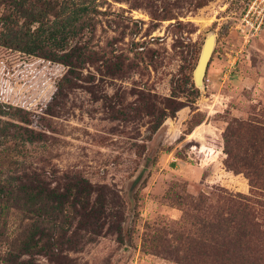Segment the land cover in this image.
I'll list each match as a JSON object with an SVG mask.
<instances>
[{"label": "rangeland", "instance_id": "1", "mask_svg": "<svg viewBox=\"0 0 264 264\" xmlns=\"http://www.w3.org/2000/svg\"><path fill=\"white\" fill-rule=\"evenodd\" d=\"M73 1L86 8L84 61L48 112L37 103L64 67L0 48V101L28 111L41 136L23 146L0 137V264H179L197 223L220 216L217 195H248L243 175L222 165V135L232 119L264 121V23L242 48L235 28L248 0ZM209 33L196 89L191 72ZM173 86L183 94L166 107ZM71 175L104 198L100 227L73 222L51 250L15 263L29 224L15 210V183L59 187Z\"/></svg>", "mask_w": 264, "mask_h": 264}, {"label": "trees", "instance_id": "2", "mask_svg": "<svg viewBox=\"0 0 264 264\" xmlns=\"http://www.w3.org/2000/svg\"><path fill=\"white\" fill-rule=\"evenodd\" d=\"M2 4L0 48L16 53L20 59L42 60L65 69L37 103L38 111L48 112L52 97L70 85L75 68L84 61L79 40L85 30L82 19L86 8L76 6L73 0H64L58 6L55 0H3ZM177 94L183 92L171 87L166 107ZM4 115L17 122H3L7 126L1 127L0 137L15 140L18 146L41 138L30 128L28 111L0 101V117ZM222 141V165L243 175L248 195L225 191L217 195L216 212L220 216L197 223L196 235L185 238L186 249L176 256V263L264 264V121L232 119ZM97 191L77 175L67 176L59 187L34 177L19 179L15 183V210L29 224L17 241L15 263L22 255L30 258L51 250L73 222L76 230L99 228L105 205ZM5 194L0 183V196ZM114 228L117 230L118 225ZM74 235L71 233V237ZM67 239V245L72 244V239Z\"/></svg>", "mask_w": 264, "mask_h": 264}, {"label": "built area", "instance_id": "3", "mask_svg": "<svg viewBox=\"0 0 264 264\" xmlns=\"http://www.w3.org/2000/svg\"><path fill=\"white\" fill-rule=\"evenodd\" d=\"M264 23V0H249L240 13L236 32L240 37L242 48L250 38L255 37Z\"/></svg>", "mask_w": 264, "mask_h": 264}, {"label": "water", "instance_id": "4", "mask_svg": "<svg viewBox=\"0 0 264 264\" xmlns=\"http://www.w3.org/2000/svg\"><path fill=\"white\" fill-rule=\"evenodd\" d=\"M213 46H214V36L213 34L209 33L205 36L203 40L196 65L191 72L192 83L196 89L202 88V79H203L206 65H207V62L209 61Z\"/></svg>", "mask_w": 264, "mask_h": 264}]
</instances>
